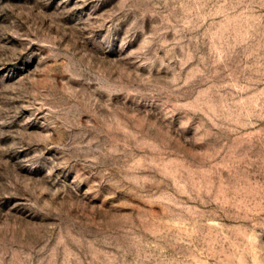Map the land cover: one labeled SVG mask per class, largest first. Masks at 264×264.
Here are the masks:
<instances>
[{"label":"rangeland","instance_id":"1","mask_svg":"<svg viewBox=\"0 0 264 264\" xmlns=\"http://www.w3.org/2000/svg\"><path fill=\"white\" fill-rule=\"evenodd\" d=\"M0 264H264V0H0Z\"/></svg>","mask_w":264,"mask_h":264}]
</instances>
